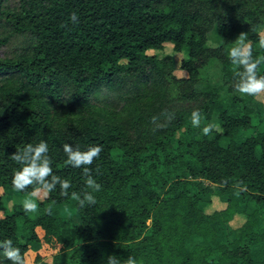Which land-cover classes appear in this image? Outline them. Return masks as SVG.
<instances>
[{"label":"trees","instance_id":"obj_1","mask_svg":"<svg viewBox=\"0 0 264 264\" xmlns=\"http://www.w3.org/2000/svg\"><path fill=\"white\" fill-rule=\"evenodd\" d=\"M214 30L220 43L209 47ZM262 30L264 0H0V45L13 46L0 57V241L11 239L25 264H107L109 255L121 264H264V126H253L264 124V104L235 90L242 69L229 58L241 32L254 58L264 56ZM165 43L186 50L184 76L172 55L149 53ZM138 90L156 99L139 101ZM107 93L128 111L117 113ZM193 110L222 131L194 128ZM41 140L69 196L57 185L37 212H7L3 197L22 167L11 155ZM65 143L103 147L91 165L95 205L71 198L92 190L83 169L65 163ZM33 187L17 191L44 192ZM213 197L225 207L207 212ZM0 264H12L2 248Z\"/></svg>","mask_w":264,"mask_h":264},{"label":"clouds","instance_id":"obj_2","mask_svg":"<svg viewBox=\"0 0 264 264\" xmlns=\"http://www.w3.org/2000/svg\"><path fill=\"white\" fill-rule=\"evenodd\" d=\"M74 24L79 23L75 12L69 18ZM260 47L264 48V40L260 42ZM231 63L242 69L240 82L234 86L235 90L242 95L257 96L264 94V75H258L259 66L264 63V56H253L252 45L247 41V33L241 32L235 40V46L229 50ZM167 119H174V114H166ZM157 118L153 117V121ZM204 117L200 110H193L191 113V124L194 128L201 127ZM160 127V125H158ZM213 130L221 132L222 129L217 123H207L202 131L204 135H209ZM103 151L102 145H91L86 150H81L79 146L75 149L68 143L63 145V152L67 156L66 164L75 168H82L83 175L86 177V189L92 191H83L82 193L71 192V198L78 202L81 207L86 205H95L96 198L93 192L101 190V184L92 176L91 165L100 156ZM49 145L41 140L38 144L28 143L21 150L15 151L11 159L22 167L14 174L12 184L18 191L24 192L29 187L39 184L44 190L45 196L56 190L59 185L60 195L69 196L71 183L68 179L61 178L53 174L52 161L48 158ZM50 177V180L48 179ZM33 187V191H36ZM54 203V202H53ZM25 212L35 213L38 211V204L35 199L28 198L23 201ZM47 212H51V205ZM0 248L3 249V255L12 262V264H25L24 257L21 255L19 247L13 245L11 239L0 241ZM107 264H121V261L115 255H109ZM124 264H137L132 256H129Z\"/></svg>","mask_w":264,"mask_h":264},{"label":"rangeland","instance_id":"obj_3","mask_svg":"<svg viewBox=\"0 0 264 264\" xmlns=\"http://www.w3.org/2000/svg\"><path fill=\"white\" fill-rule=\"evenodd\" d=\"M261 35L264 37V30L261 31ZM219 43H220V38L218 37V35H216L215 30L211 31L210 35L207 38V43H206L207 46L215 47ZM12 48H13V46L10 43H4V44L0 45V57H4L5 55L9 54L11 52ZM149 53L155 54L158 57H162L166 54L172 55L174 58V64L176 67L175 74L177 76H184L186 74L184 71H182L178 68L181 60H183L186 57V50L185 49H183L180 52H175V51H173L171 44L165 43L162 49L156 50V51H149ZM218 74H219V66L217 63H214L212 66H210V69L208 70V75L211 77V79L217 80ZM128 89H132V87L129 85ZM131 93L140 94L139 98H136L139 101H145L144 96H143L144 93H147L150 95V99H149L150 101H154L156 99L155 96L151 95L148 91L138 90L137 92L133 91ZM103 95L105 96V99H108L110 101V103L112 104V107L115 109V111L117 113L124 114L125 111L126 112L128 111L127 108H123L121 106V104L123 102L122 100L119 101L115 97L114 98L112 97L113 93H107V94H103ZM129 95L132 97V95L130 93H129ZM255 98L264 104V94L257 95V96H255ZM102 101H103L102 99L97 100L98 107L101 106ZM133 104H134V101H133ZM122 108L125 110H123ZM106 109H108V108L106 107ZM58 117L60 118L61 121L77 119V117L70 116V115H64V114H59ZM207 123H217L220 126V123L215 121V120L211 121V122H207L206 120H203V122H202L203 125H205ZM253 126H255L256 128H263L264 124L259 123L257 121H253ZM220 128H221V126H220ZM254 131H255L254 129H248L247 131H244L243 135L250 134L251 132H254ZM1 191L2 190L0 189V193H1ZM44 195H45V193L43 191L42 192L37 191L35 193V195L33 194L30 196V195L20 194L17 190H10V191H7L3 197L4 198L3 199V206H4V208H6V211L8 212V211H11L10 209L12 208V206L14 204H22L23 205V201L25 199H28V198H32V199H35L36 201H38V200H41L44 197ZM224 207H225V204H222L221 202H219L217 197H213L212 202L209 205L205 206V211L211 212L214 209L218 210V209H222ZM60 211L62 213H70L71 210H70V207H62L60 209ZM72 218H73L75 223L80 225V219H79L78 215L74 214L72 216ZM243 220H244V218L239 216V217H236L235 219H233L231 223L233 226H237V225L241 224ZM39 247H40V245L36 244L33 246L32 250L36 251L39 249ZM45 260L50 262L49 257Z\"/></svg>","mask_w":264,"mask_h":264},{"label":"crops","instance_id":"obj_4","mask_svg":"<svg viewBox=\"0 0 264 264\" xmlns=\"http://www.w3.org/2000/svg\"><path fill=\"white\" fill-rule=\"evenodd\" d=\"M32 248H33V246H32Z\"/></svg>","mask_w":264,"mask_h":264}]
</instances>
